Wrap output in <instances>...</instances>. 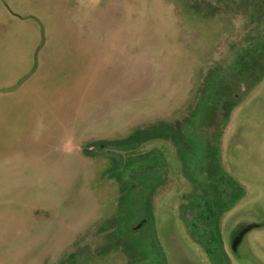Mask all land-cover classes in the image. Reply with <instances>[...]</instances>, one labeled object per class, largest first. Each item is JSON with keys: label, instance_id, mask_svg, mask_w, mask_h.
Returning <instances> with one entry per match:
<instances>
[{"label": "rangeland", "instance_id": "1", "mask_svg": "<svg viewBox=\"0 0 264 264\" xmlns=\"http://www.w3.org/2000/svg\"><path fill=\"white\" fill-rule=\"evenodd\" d=\"M254 4L0 0V264H61L78 247L96 246L95 227L119 217L125 183L134 192L124 193L120 208L131 210L133 194L128 223L141 221L147 190L166 174L163 167L142 173L134 162L141 159L142 132L188 120L208 73L228 70L235 52L261 32ZM40 47L48 55L36 65ZM259 87L234 109L220 148L225 171L258 183L254 208L263 213L264 83ZM219 116L220 108L206 131L218 128ZM170 144L149 147L169 151ZM244 179L251 182L248 199L234 213L252 209L257 184ZM170 187L161 190L165 205L154 196L155 208L183 203L188 190L178 195ZM161 219L171 263L189 264L191 252L173 220ZM113 259L101 264H119ZM243 260L264 264L251 255Z\"/></svg>", "mask_w": 264, "mask_h": 264}, {"label": "flooded vegetation", "instance_id": "2", "mask_svg": "<svg viewBox=\"0 0 264 264\" xmlns=\"http://www.w3.org/2000/svg\"><path fill=\"white\" fill-rule=\"evenodd\" d=\"M253 1L257 4L254 6V12L257 14L256 28L261 30L259 36L250 40L244 49L235 52V60L228 70L214 69L208 73L198 105L189 114L187 121L175 125L179 133L177 144L172 142L174 140H168L167 142L172 144L169 151L160 146L150 148L149 144L162 139L148 140L147 135L150 132H159L161 128L155 126L142 132L141 159L134 162L142 165V173L163 167L166 174L157 175L147 190V201L141 221L136 226L128 223L133 222L131 218L135 212L132 205L133 194L131 210L120 208L124 193L134 192V185L125 183L120 189L122 199L119 200L117 209L119 217L95 227L98 238L94 244L96 246L78 247L76 251L65 256L61 264H101L113 258L119 261V264L120 261L122 264H172L168 250L161 240V231L158 230V223L165 215L173 220L179 238L189 247L192 257L189 264H247L243 259L248 255L264 263V212H258L254 208L258 205L262 192L252 177H240L225 171L220 148L222 136L234 109L253 88L259 85L262 87L264 83V0ZM40 49L41 47L39 52ZM47 55V51L42 50L38 57L36 56V65L42 61L46 63ZM227 90L234 91L235 94L228 96ZM198 108L201 111L198 112ZM219 108L221 123L213 133H209L206 130L217 121ZM197 124L201 125V130L205 128V131L194 128ZM234 146L235 144L230 147L231 156L235 154L233 151L237 150ZM247 158L243 157V161ZM127 167H131V164ZM239 169L241 170L242 166H239ZM122 173L121 170L120 175ZM248 177L257 184L251 186L256 192L252 209L234 213L237 207L248 199V185L251 182L250 179H244ZM167 184L172 185L170 191L178 190V195L188 190V193L181 195L183 203L179 208L175 206L176 203L162 209L155 208L154 196L158 198L162 195L160 205H163L167 195L161 190ZM180 190L183 191L180 193ZM202 197L205 198L203 202ZM177 199L178 196L174 202ZM234 220L237 223L230 227V222ZM245 228L248 230L241 240L234 241L235 234ZM241 249H244L246 255H241Z\"/></svg>", "mask_w": 264, "mask_h": 264}, {"label": "trees", "instance_id": "3", "mask_svg": "<svg viewBox=\"0 0 264 264\" xmlns=\"http://www.w3.org/2000/svg\"><path fill=\"white\" fill-rule=\"evenodd\" d=\"M199 111H201L200 108H198V112ZM157 127L161 128L160 131L159 132H150L147 135L148 140L162 139L165 142H167L168 140H174L172 142L177 144L176 138H179V136H178L179 133L176 131V126L162 123V124H159ZM204 199L205 198L202 197L201 201L203 202ZM202 204L200 206H202ZM186 207H188V206H186Z\"/></svg>", "mask_w": 264, "mask_h": 264}, {"label": "water", "instance_id": "4", "mask_svg": "<svg viewBox=\"0 0 264 264\" xmlns=\"http://www.w3.org/2000/svg\"><path fill=\"white\" fill-rule=\"evenodd\" d=\"M247 230H248V229L245 228V229H242L241 231L237 232V233L235 234V236H234V241L237 240V242H239V241L241 240L243 234H244L245 232H247ZM236 244H237V243H234V245H236Z\"/></svg>", "mask_w": 264, "mask_h": 264}]
</instances>
